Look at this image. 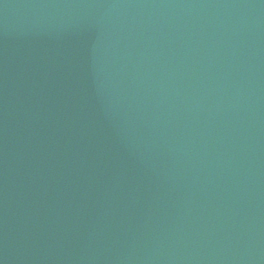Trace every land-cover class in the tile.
Wrapping results in <instances>:
<instances>
[{"label":"water","instance_id":"95a60500","mask_svg":"<svg viewBox=\"0 0 264 264\" xmlns=\"http://www.w3.org/2000/svg\"><path fill=\"white\" fill-rule=\"evenodd\" d=\"M0 264H264V0H0Z\"/></svg>","mask_w":264,"mask_h":264}]
</instances>
